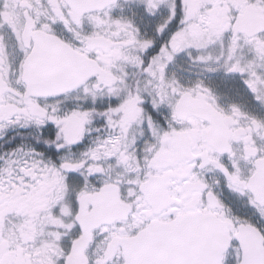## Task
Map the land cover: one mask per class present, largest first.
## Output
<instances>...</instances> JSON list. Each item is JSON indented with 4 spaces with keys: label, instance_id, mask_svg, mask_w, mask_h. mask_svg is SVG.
I'll use <instances>...</instances> for the list:
<instances>
[{
    "label": "snow or ice",
    "instance_id": "snow-or-ice-1",
    "mask_svg": "<svg viewBox=\"0 0 264 264\" xmlns=\"http://www.w3.org/2000/svg\"><path fill=\"white\" fill-rule=\"evenodd\" d=\"M0 264H264V0H0Z\"/></svg>",
    "mask_w": 264,
    "mask_h": 264
}]
</instances>
